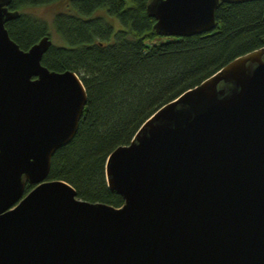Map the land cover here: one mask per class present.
<instances>
[{
    "label": "water",
    "instance_id": "obj_1",
    "mask_svg": "<svg viewBox=\"0 0 264 264\" xmlns=\"http://www.w3.org/2000/svg\"><path fill=\"white\" fill-rule=\"evenodd\" d=\"M0 0V264H264V45L152 113L106 158L123 204L88 201L48 178L53 153L77 133L87 90L49 69L5 23ZM149 0L156 32L216 27L218 3ZM244 1V0H243ZM34 187L26 191V183Z\"/></svg>",
    "mask_w": 264,
    "mask_h": 264
},
{
    "label": "trees",
    "instance_id": "obj_2",
    "mask_svg": "<svg viewBox=\"0 0 264 264\" xmlns=\"http://www.w3.org/2000/svg\"><path fill=\"white\" fill-rule=\"evenodd\" d=\"M52 1L60 0L8 1L19 13L5 27L23 50L54 32L59 43L52 41L42 54L43 64L75 70L83 81L87 103L77 133L53 153L48 178L72 184L88 201L121 206L122 196L106 181L111 150L128 144L162 104L264 45V0L220 1L216 27L188 36L156 32L149 0H63L50 20L27 10ZM114 15L122 28L108 19Z\"/></svg>",
    "mask_w": 264,
    "mask_h": 264
},
{
    "label": "rangeland",
    "instance_id": "obj_3",
    "mask_svg": "<svg viewBox=\"0 0 264 264\" xmlns=\"http://www.w3.org/2000/svg\"><path fill=\"white\" fill-rule=\"evenodd\" d=\"M64 1H66V0H64ZM63 3H64L63 0H60V1H56V2L52 1L48 4H43V5L42 4H39L37 6L31 5V6H29V8L27 10H31L32 13L37 14L39 16L41 15L44 18L50 20V19H52V14H54V12L56 10L60 9V7ZM108 19L112 22V24L115 25L114 28H118V29L122 28L123 25L119 22L116 15L110 16ZM51 38L53 39V42H55V44L59 43L58 37L55 36L54 32L52 33Z\"/></svg>",
    "mask_w": 264,
    "mask_h": 264
}]
</instances>
